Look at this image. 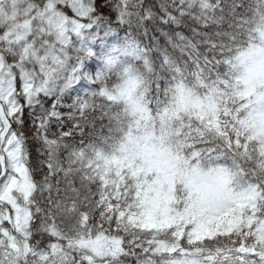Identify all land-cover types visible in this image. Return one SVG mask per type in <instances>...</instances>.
<instances>
[{"label": "snow or ice", "instance_id": "obj_1", "mask_svg": "<svg viewBox=\"0 0 264 264\" xmlns=\"http://www.w3.org/2000/svg\"><path fill=\"white\" fill-rule=\"evenodd\" d=\"M0 264H264V0H0Z\"/></svg>", "mask_w": 264, "mask_h": 264}]
</instances>
